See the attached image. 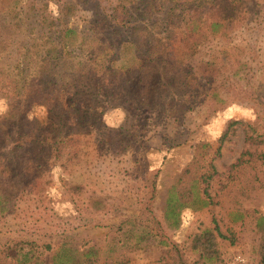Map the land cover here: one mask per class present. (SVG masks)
I'll return each instance as SVG.
<instances>
[{
    "label": "rangeland",
    "instance_id": "1",
    "mask_svg": "<svg viewBox=\"0 0 264 264\" xmlns=\"http://www.w3.org/2000/svg\"><path fill=\"white\" fill-rule=\"evenodd\" d=\"M39 1L47 6L38 11L58 15L57 0ZM144 1L130 3V12L138 13ZM215 1L232 21L208 32L188 60L195 72L210 61L208 77L184 86L157 71L147 106L134 101L132 78L123 74L116 91L87 85L86 95H74L62 112L30 99L20 103L15 113L35 119L30 127L6 117L10 93L0 87L1 165H20L10 148L30 136L41 156L26 178L43 183L30 191L28 181H10L0 205V264H176L162 258L161 236L195 259L191 236L204 228L217 234L221 264L257 263L264 236V0ZM74 2L63 23L79 36L116 42L103 18L117 0ZM168 6L154 13L160 24L151 28L161 42L174 30L164 17ZM7 7L1 21L13 12ZM100 63L124 68L127 60L110 53ZM110 128L121 131L118 146L106 140ZM66 134L72 138L61 141L62 154L51 155L53 138ZM201 173L211 174L208 197ZM28 240L39 244L41 259L34 250L25 253Z\"/></svg>",
    "mask_w": 264,
    "mask_h": 264
},
{
    "label": "trees",
    "instance_id": "2",
    "mask_svg": "<svg viewBox=\"0 0 264 264\" xmlns=\"http://www.w3.org/2000/svg\"><path fill=\"white\" fill-rule=\"evenodd\" d=\"M74 1L57 0L58 15L55 16L38 11L47 6V2L0 0V11L9 5H12L13 9L7 20H0V87L10 93L8 111L5 113L10 120L15 121L13 117L17 116L23 125L31 127L36 122L35 119L27 117L23 111L15 113L20 109V103L30 99L49 110L62 112L65 102L71 101L74 95H86L87 91L84 92L83 88L87 85L93 92L116 91L117 82L123 74L132 78L134 101L141 106H147L151 99L153 76L157 71L175 83L184 82V86L197 81L200 75L206 76L210 61H206L204 66L199 65V71L195 72L189 66L188 60L195 54L199 43L204 41L208 32L216 34L221 29L228 28L226 26L232 21L230 16L220 14L215 0H145L136 14L130 12V3L134 0H117L111 9L112 12L103 18V21L110 24V35L113 34L112 37L116 38V42H112L111 37L109 40L96 34L79 36L80 32L75 27L61 21L63 15L72 13L76 6ZM163 3L169 5L164 17L173 25L174 30L172 29L164 38L165 41L161 42L152 34L151 28L160 24L154 13L163 8ZM110 53L114 54V59L119 56L127 60V65L124 68L110 69L102 66L101 59ZM156 58H160L161 65H158ZM215 63L217 65V62ZM196 68L198 67H195V70ZM4 123L9 125L8 120ZM3 133L4 126L0 124V138ZM119 135L121 131L110 128L106 140L109 139L118 146L122 141ZM67 138L72 136L66 134L53 138L49 147L50 154L60 156V143ZM49 139L50 137L46 136L45 143ZM34 144L30 136H25L10 148L12 157L20 160V165H14L8 160L1 165L3 152L0 151V174L3 177L0 178V205L2 200L8 197L11 180H18L21 184L23 180L28 181L24 185H28L30 191L42 188L43 183L38 177L26 178L34 169L33 161L38 155L41 156L40 152L33 151ZM47 151L46 149V153ZM210 168L214 171L212 164ZM13 172V176H7ZM210 176L211 174L204 173L199 176L201 191L207 197ZM170 211L172 212V209ZM216 235L211 228L193 233L190 246L198 253L195 259H188L182 245L162 235L159 242L165 248L161 256L176 264H216L220 260ZM26 242L29 247L25 253L30 254L34 250V258L41 259V250H38L39 244L36 240ZM42 246L46 250L51 248L47 242ZM257 256L256 264H264V236L258 243ZM41 261L39 263H42ZM28 263L33 264L30 261Z\"/></svg>",
    "mask_w": 264,
    "mask_h": 264
}]
</instances>
